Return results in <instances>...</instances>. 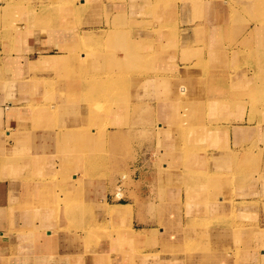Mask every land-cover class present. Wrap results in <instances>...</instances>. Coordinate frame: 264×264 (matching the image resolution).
<instances>
[{
    "label": "crops",
    "instance_id": "1",
    "mask_svg": "<svg viewBox=\"0 0 264 264\" xmlns=\"http://www.w3.org/2000/svg\"><path fill=\"white\" fill-rule=\"evenodd\" d=\"M79 5L86 8L85 31L132 23L147 70L137 71L135 59L129 101L112 110L113 126L98 143L92 125L82 123L89 118L84 95L103 92L92 81L102 70L91 68L85 81L74 76L80 29L68 16L76 7L63 14L59 7L46 23L39 4L28 10L27 3L2 0L0 25L10 28L0 37V264H153L150 250L169 232L182 241L189 233L223 239L229 252L213 253L209 264H264V0H181L167 18L149 13V1ZM145 25L153 26L147 34ZM61 57L69 58L60 68L39 66ZM201 68L206 94L186 98ZM177 122L179 134L171 129ZM96 152L118 154L113 176L131 172L123 200L114 197L112 176L91 178L77 192ZM168 201L178 217L174 232L158 220ZM104 205L121 209L125 226L105 215ZM202 213L220 225L195 229L190 218ZM109 224L117 225L112 235L102 231ZM231 229L238 232H222Z\"/></svg>",
    "mask_w": 264,
    "mask_h": 264
},
{
    "label": "rangeland",
    "instance_id": "2",
    "mask_svg": "<svg viewBox=\"0 0 264 264\" xmlns=\"http://www.w3.org/2000/svg\"><path fill=\"white\" fill-rule=\"evenodd\" d=\"M15 1L22 3H27L28 10H31L33 6L39 4L40 9H42L43 13L46 16V23L53 18L54 14L59 10V7L61 9L62 14L65 11L66 7L75 6L76 9L73 12V16L69 15L68 18H71L74 20L73 25L75 21L78 24V28L80 29L79 34V40L76 41V48L73 52L75 55V59L77 61V65L79 67L78 73L74 74L75 77L81 78L82 81H85L86 77L89 76L86 75L87 71H90L91 68H97L98 70H102L101 77L94 78L92 81L94 82V86L100 87L101 85V94L95 93L94 95L98 94L96 97L93 95H88L86 93L84 97L86 96V101L89 103V106H87V112H86V118H88V121H84L82 125H92L89 128H93L94 132H97L98 134V143L101 142L100 140H103L104 138V132L108 130V128L113 126V122L110 121L111 112L113 109H116L118 105L122 103H128L130 92L132 89V78L134 75V61L138 62L140 57V65L136 67L137 71H143L148 66V60L147 58L142 56L141 49L138 43H135L132 37V29L133 25L132 23H123L121 25L114 24L113 27L109 28H100V30H96L97 28H90L86 29L88 31H85V27L80 26V24L84 21L85 15H86V8L79 5L77 7V4H80V2L84 0H12L13 3ZM109 1H115V0H109ZM142 2L149 1L152 9H149V13H155L159 12L161 17L164 16V18L169 17L172 15L173 10L169 9V6L176 5L177 2L181 0H141ZM2 0H0V3ZM11 3V2H10ZM12 4V3H11ZM160 5H163L162 10H158V7ZM32 6V7H31ZM165 6V7H164ZM1 9V8H0ZM25 9V8H24ZM65 12H69V9H67ZM174 12H176L174 10ZM50 13V17H49ZM102 11H98L94 17L97 15L101 17ZM107 15L108 11L103 12ZM171 13V14H170ZM184 13V11H183ZM2 17V14H0ZM184 15V14H183ZM72 16V17H71ZM187 16V13L185 12L184 17ZM64 19V16H63ZM96 19V18H94ZM170 19V18H169ZM68 20V19H67ZM69 21H67L68 23ZM45 23V25H46ZM75 26V25H74ZM53 27V24L51 25ZM153 26L145 25L142 26V30L144 33H148V29L152 28ZM166 27L168 29V26H161V30L159 29V32L163 33V28ZM9 26H1L0 25V37L6 34L5 32L9 29ZM165 28V29H166ZM172 35L176 34V28L175 30L169 29ZM154 33H158L155 32ZM160 33V34H161ZM88 35V37H87ZM4 37V36H3ZM64 50V49H63ZM69 57H61V58H52L55 63L51 66H48L49 62H47V58L43 59L42 62L39 64L41 67H48V68H60L67 64V60ZM48 64V65H47ZM147 70V69H146ZM198 75L193 76V81L195 82V88L193 87L192 90H186L184 96L187 98V96L192 95L195 97L197 95L201 96L206 94L205 88H200L202 83L206 81L205 79L208 78V75L206 71H204L203 68H201ZM144 72V71H143ZM73 74V73H72ZM141 78H143L144 74L140 72L139 74ZM71 76V75H70ZM104 80V81H103ZM200 82L198 85L196 82ZM199 87V89H197ZM97 91V90H96ZM99 91V90H98ZM99 91V92H100ZM173 99H180L183 97L182 92L179 91H173ZM127 110V109H126ZM130 114L131 109L127 110ZM105 116V120L101 119V116ZM131 115V114H130ZM176 122V121H175ZM178 123V122H177ZM172 131H176L177 134L183 130L181 128L180 123L178 125L174 126V128L171 126ZM181 136L178 137V144H177V150L180 152L181 149ZM186 146V144H185ZM127 150L124 148V152ZM155 152V151H154ZM188 153V152H186ZM158 152L156 151V155L158 156ZM97 157H92V159H89L87 161V175L83 172L82 182L80 184V187L78 188L77 192L79 193L80 190H83L84 187L89 184H93V180L101 181V180H110L114 179V182L116 180H119L120 177L123 175L127 176V181L130 177H132V174L130 171H122L118 172L116 176H113L114 174L111 173L110 168L114 165L115 161L118 158V154H109L106 152H96V154H93ZM92 155V156H93ZM187 155V154H186ZM120 156V155H119ZM164 157L160 158L158 162V166L161 170H163L165 164ZM133 173V172H132ZM92 176V177H91ZM112 176V178H111ZM93 180H92V179ZM126 181V186H127ZM81 188V189H80ZM101 188V187H100ZM94 193L97 194V191H95L94 187ZM98 195V194H97ZM67 196V194H66ZM65 196V197H66ZM214 200V199H213ZM77 202V208L80 207L79 205V198L76 199ZM124 202V201H123ZM121 202V203H123ZM213 202V201H212ZM65 205V207L70 206L71 204L74 205V203H68L65 200L62 201V203ZM112 204L113 203L110 201ZM174 202L168 201L167 204H161L159 206V225L160 227H164L165 230V222L169 223V227L175 231V223L178 221V217L176 218L173 213H176V210L173 207ZM71 205V206H72ZM232 204H227L226 208L228 212L229 206ZM59 206V205H58ZM104 214L107 215L109 211H117V209H110L109 206L104 205L103 206ZM235 211V210H234ZM203 217H197L196 218H190V223H193L195 226V229H204V228H212L214 226H218L219 222H216L217 220H214L212 217L206 216V214H203ZM108 216V215H107ZM111 217V216H110ZM112 220L120 221L122 225L125 226L126 224V216L125 213L122 216L119 217H111ZM239 219L237 212L232 213V218L230 220L233 221L235 224L236 221ZM165 221V222H164ZM116 226H112L111 224L103 227V232L108 233L110 235L114 234L116 231L114 230ZM125 230V229H124ZM126 231H131L132 229H126ZM163 231L162 229L160 232ZM114 232V233H113ZM158 232V231H157ZM223 233H236L238 231H233L232 229L230 231H222ZM221 232V233H222ZM109 235V236H110ZM212 235V234H210ZM227 235V234H226ZM228 236V235H227ZM104 237V236H103ZM104 239V238H103ZM216 240V241H215ZM223 239L217 240L214 238H210V240L204 238V233H189L188 235H185L184 241H182L181 235L178 233L170 234L167 233L165 237L160 235V242H162L160 245H157V248L151 249L150 252H154L156 257L154 258L153 264H181V260L185 262V264H196L197 259H195L197 254L200 256V264H209L208 259H211V257L214 256L213 253H215L218 256L226 255L229 251L227 250V245L222 242ZM172 244V245H170ZM174 246L175 248H170ZM229 249V247H228ZM147 250V249H145ZM141 252V251H139ZM198 258V259H199Z\"/></svg>",
    "mask_w": 264,
    "mask_h": 264
},
{
    "label": "built area",
    "instance_id": "3",
    "mask_svg": "<svg viewBox=\"0 0 264 264\" xmlns=\"http://www.w3.org/2000/svg\"><path fill=\"white\" fill-rule=\"evenodd\" d=\"M127 181V176L123 175L119 178L117 185H116V191L114 197L121 201L124 198V188H125V182Z\"/></svg>",
    "mask_w": 264,
    "mask_h": 264
},
{
    "label": "bare ground",
    "instance_id": "4",
    "mask_svg": "<svg viewBox=\"0 0 264 264\" xmlns=\"http://www.w3.org/2000/svg\"><path fill=\"white\" fill-rule=\"evenodd\" d=\"M48 59V58H47ZM47 62H49L47 65L48 66H51V65H53L54 63H55V61L52 59V58H50V59H48L47 60ZM79 96V95H78ZM87 96V95H86ZM86 96H85V99H86ZM124 214V212L121 210V209H119V210H117V211H109L108 213H107V215L110 217H119V216H122ZM147 257H148V255H143V254H141L140 255V259H142V258H144V259H147ZM152 258V257H151ZM145 261V260H144ZM143 261V262H144Z\"/></svg>",
    "mask_w": 264,
    "mask_h": 264
}]
</instances>
